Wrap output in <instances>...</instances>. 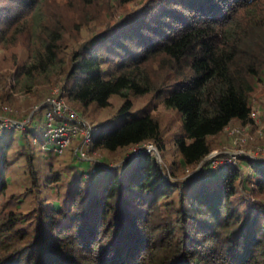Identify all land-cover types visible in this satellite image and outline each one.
<instances>
[{"label":"trees","instance_id":"16d2710c","mask_svg":"<svg viewBox=\"0 0 264 264\" xmlns=\"http://www.w3.org/2000/svg\"><path fill=\"white\" fill-rule=\"evenodd\" d=\"M14 46L29 56L10 75L40 109L10 130L0 118V264H264V160L207 158L213 137L253 122L264 0H0V49ZM59 73L60 95L92 119L89 153L122 154L115 165L81 158L79 136L56 152L50 90L31 88ZM157 103L181 119L171 164ZM147 143L162 162L125 156ZM17 168L25 191L7 199Z\"/></svg>","mask_w":264,"mask_h":264},{"label":"rangeland","instance_id":"374dc122","mask_svg":"<svg viewBox=\"0 0 264 264\" xmlns=\"http://www.w3.org/2000/svg\"><path fill=\"white\" fill-rule=\"evenodd\" d=\"M28 56L29 51L22 46H14L10 49L3 47L0 49V96L7 90L9 92V99L7 98L9 103L6 102L4 104L2 102V98L0 99V118L4 120L3 123L9 130L14 127L24 126L32 119L33 113L40 109L39 103L32 106V97L29 96L28 92L23 90V86L10 75V73L13 72L12 61L15 59L23 61L27 59ZM29 61L31 60L29 59ZM60 79L61 75L59 73L51 77L49 82L42 84L41 82L44 81V78L41 77L40 79H37V85L31 89L32 91L40 90L43 92L44 88L48 87L50 90V93L48 94L49 97L52 95V90L60 85ZM48 97L46 98V101ZM151 97L152 95L141 98L137 97L135 100L136 107L140 108L145 106L151 100ZM251 98L252 108L258 112L257 121L253 120V122L249 124H241L235 121L229 126V129H236V135H231L227 127L224 132L212 138L214 149L212 153L207 156V158L213 160L212 164L214 167L224 166V164L227 163L235 164L236 160L240 158L239 155L242 154H246L252 159L264 160V80L257 85ZM119 104L120 99L113 97L111 99V106L108 107V109L105 111H97L95 114L96 121L105 119L109 115H112L116 111ZM152 111L162 123L161 125L164 130L163 135L166 143L165 159L171 164V162L177 158V152L171 138L174 133L179 130V125L181 124L180 116L177 112L166 109L158 103L152 107ZM80 112L84 114V120H87L88 122L92 120L89 118L88 112L85 113L83 109H80ZM71 148L72 144H70L67 149ZM143 149L146 151L148 150L147 152L154 153L157 159L162 162L163 158L158 148L152 143H147L142 147H131L127 149L125 156L129 153L138 154L143 151ZM90 155L104 158V160L111 159L110 166L115 165L116 161L123 157L120 153L112 157L107 152H93ZM219 155L224 156L219 158ZM194 170L195 168L190 170L189 173L194 172ZM183 171L184 170L181 169V172ZM13 175H15L13 177L15 182L10 185L7 193V199H10L12 194H18L17 196L19 197L25 191L24 180H26V178L22 175V170H20V168L15 169ZM23 197L24 196H22V198ZM25 204H27V202Z\"/></svg>","mask_w":264,"mask_h":264},{"label":"built area","instance_id":"2783aa9c","mask_svg":"<svg viewBox=\"0 0 264 264\" xmlns=\"http://www.w3.org/2000/svg\"><path fill=\"white\" fill-rule=\"evenodd\" d=\"M47 102L51 104L53 111L47 114L48 123L46 133L55 144L56 152L61 154L64 147L70 145L71 139L79 136L80 143L76 153H78L81 158L89 160L91 155L88 148L91 143L92 124L84 120L77 111L67 104L65 98L60 96V86L52 90V95L48 97ZM250 115L252 120L254 119V121H257V110L252 109ZM55 116L64 118L65 120L59 124H55L53 122ZM78 120L81 121L80 124H77ZM229 131L231 135H236V129H229Z\"/></svg>","mask_w":264,"mask_h":264},{"label":"bare ground","instance_id":"6f19581e","mask_svg":"<svg viewBox=\"0 0 264 264\" xmlns=\"http://www.w3.org/2000/svg\"><path fill=\"white\" fill-rule=\"evenodd\" d=\"M61 96V95H60ZM62 97V96H61ZM253 109V108H252ZM53 110L49 111V112H52ZM48 114V113H47ZM250 118H251V115H250ZM252 119V118H251ZM254 120V119H253ZM79 121V120H78ZM78 124V123H77ZM69 147V145L65 146L62 153Z\"/></svg>","mask_w":264,"mask_h":264}]
</instances>
